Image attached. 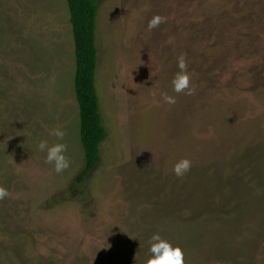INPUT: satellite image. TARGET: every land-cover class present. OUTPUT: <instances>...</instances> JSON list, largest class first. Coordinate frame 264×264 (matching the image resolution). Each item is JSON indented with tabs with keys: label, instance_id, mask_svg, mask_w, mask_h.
<instances>
[{
	"label": "rangeland",
	"instance_id": "374dc122",
	"mask_svg": "<svg viewBox=\"0 0 264 264\" xmlns=\"http://www.w3.org/2000/svg\"><path fill=\"white\" fill-rule=\"evenodd\" d=\"M97 3L108 136L78 182L68 1L0 0V264H145L157 231L186 264H264V0ZM181 55L191 95L173 91ZM41 140L67 143L71 166L56 173Z\"/></svg>",
	"mask_w": 264,
	"mask_h": 264
},
{
	"label": "trees",
	"instance_id": "16d2710c",
	"mask_svg": "<svg viewBox=\"0 0 264 264\" xmlns=\"http://www.w3.org/2000/svg\"><path fill=\"white\" fill-rule=\"evenodd\" d=\"M67 1L74 32L77 62L75 88L85 152V168L77 178L81 182L100 162L101 145L108 136L97 87L99 5L97 0Z\"/></svg>",
	"mask_w": 264,
	"mask_h": 264
},
{
	"label": "clouds",
	"instance_id": "9594fccd",
	"mask_svg": "<svg viewBox=\"0 0 264 264\" xmlns=\"http://www.w3.org/2000/svg\"><path fill=\"white\" fill-rule=\"evenodd\" d=\"M165 21V17L156 15L148 21V29L158 28ZM177 67L179 71L176 72L172 79L173 91L175 93L191 95L193 92L190 85L191 76L187 70L188 65L183 55L179 57ZM162 95L166 103L173 104L176 102L175 97L169 96L167 93ZM49 134L58 141H63L67 135L66 131L60 127L52 129ZM37 147L40 152H46L45 162L53 165L56 173H62L71 166V161L66 156V152L68 151L67 143L56 142L49 145L47 140H41ZM191 167V160L184 158L174 165L173 171L177 177H183L191 170ZM9 195V190L0 185V200L5 199ZM148 244L149 258L145 264H186L184 249L179 244H174L171 240L163 237L159 231L151 235Z\"/></svg>",
	"mask_w": 264,
	"mask_h": 264
}]
</instances>
